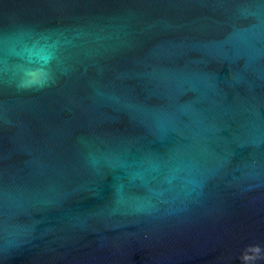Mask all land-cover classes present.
Segmentation results:
<instances>
[{"label": "water", "instance_id": "water-1", "mask_svg": "<svg viewBox=\"0 0 264 264\" xmlns=\"http://www.w3.org/2000/svg\"><path fill=\"white\" fill-rule=\"evenodd\" d=\"M0 264H264V0H0Z\"/></svg>", "mask_w": 264, "mask_h": 264}]
</instances>
